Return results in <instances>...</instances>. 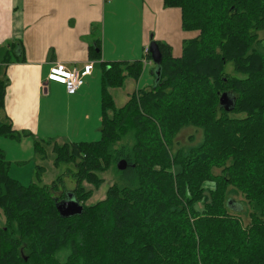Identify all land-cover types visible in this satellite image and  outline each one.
<instances>
[{
  "label": "trees",
  "instance_id": "obj_1",
  "mask_svg": "<svg viewBox=\"0 0 264 264\" xmlns=\"http://www.w3.org/2000/svg\"><path fill=\"white\" fill-rule=\"evenodd\" d=\"M160 1L179 11L187 37L179 55L155 40V84L117 106L110 89L137 82L151 53L104 61L97 38L87 51L101 66L100 139L32 136L36 154L73 166L80 214H59L68 193L53 196L56 182L12 177L0 147V264H264V0ZM22 50L21 40L0 46V136L14 140L31 135L4 111L6 70ZM223 94L233 100L228 110ZM188 128L201 132L199 141L177 144ZM120 159L127 165L119 179L86 204ZM234 195L243 197L247 223L230 210Z\"/></svg>",
  "mask_w": 264,
  "mask_h": 264
},
{
  "label": "crops",
  "instance_id": "obj_2",
  "mask_svg": "<svg viewBox=\"0 0 264 264\" xmlns=\"http://www.w3.org/2000/svg\"><path fill=\"white\" fill-rule=\"evenodd\" d=\"M132 1L138 2L135 9L140 17V26L139 30L135 29L137 35L134 37L133 46L122 45L107 48L106 9L107 5L111 6L113 0H0V27L5 28L6 33L5 37L0 40V46L5 41L21 40L22 56L26 59V63L22 64L19 69L22 82L7 86L5 95L6 116L16 129L31 133V135L20 136L18 141L48 134L43 126L49 122L54 123L50 116L51 109L47 120L45 118L42 120L44 101L66 98L77 104L81 97H84L75 123L91 120L92 114L85 109L89 98L91 105H86V107L90 111L93 110L95 113L96 106L100 107V83L96 82L99 74H95V71L96 64L100 69L101 66L99 62L88 58L87 51L88 46L95 42L97 35L94 26L99 23L104 27V38L101 37V58L104 61L145 60L144 48L150 45V41L155 40L169 44L175 55L180 54L182 39L187 36L180 28L179 11L175 8H164L160 0ZM127 7L132 11L133 5L128 4ZM112 20L114 17L109 15V22L111 23ZM169 29L176 33V36L182 37L181 42L177 43L179 47L173 48L172 42L166 39ZM88 61H93V70L91 74L84 77V83L76 93L68 94L64 86L56 83L47 89L46 73L55 62L64 63L70 68L74 65L82 67ZM145 62L143 75L138 81L127 82L129 92H125L127 96L125 98H128V93L141 85L146 69L152 63L149 59ZM9 66L6 72L13 67ZM14 72L12 68V74ZM100 120L98 109L95 124L100 123ZM98 131L100 132V126ZM67 136L70 137L69 130L65 137Z\"/></svg>",
  "mask_w": 264,
  "mask_h": 264
},
{
  "label": "rangeland",
  "instance_id": "obj_3",
  "mask_svg": "<svg viewBox=\"0 0 264 264\" xmlns=\"http://www.w3.org/2000/svg\"><path fill=\"white\" fill-rule=\"evenodd\" d=\"M136 3L138 4L137 1L134 2L132 0H113L111 6L107 5V22L105 24L107 48L122 45H127L129 47L133 46L134 37L137 35L135 29L139 30L140 26V17L136 13L135 9L137 5ZM128 4L133 5L132 11L128 9ZM109 15L114 17V20H112L111 23L109 22ZM94 30L97 35L95 39L100 38L101 40V37L104 38V27L101 23L94 26ZM167 31L168 38L166 39L172 42L173 48L179 47L177 43L181 42L182 37L176 36V33H174L171 29ZM152 33L154 34L153 31ZM5 35V28L0 27V40H2ZM258 36L263 39L264 44V30L258 32ZM7 42L8 41L3 42L1 46H5ZM16 49L18 50L17 46ZM12 60L13 63H11L10 66H13L12 68L15 72L12 74V68L6 72L5 77L8 79V86L15 83L20 84L22 82V76L19 69L22 64L26 63V59H24L18 51L12 55ZM143 65H146V62L143 63ZM154 67V62L147 67L139 88H151L155 84V78L152 73ZM226 71H232V65L230 63L226 65ZM95 72V74H99V77L94 74L95 77H98L96 82L100 83L101 69L97 64ZM46 82H48L47 89H50V87L56 83L47 80ZM127 82L133 83V80L127 79L122 88L110 89L117 106H121L127 100V98H125L127 97L125 92H129L127 89ZM84 99V97H81V100L77 104L75 101L68 100L66 98L44 101L42 120L43 118L47 120L49 110L51 109L52 112L50 113V116L55 125L50 122L47 125H44L43 128L48 134H46V136L38 135V137L44 139L54 138L59 143L69 139L70 141H96L100 139V132L98 131L100 123L97 122L95 124V116L98 114V109L100 111V107L96 106L95 113H93V110L90 111V109L86 107V105H91L90 98L86 102L85 109L92 114L91 120L88 122L75 123V119L78 115V109L82 107ZM68 130L70 137H67L69 139L65 137ZM189 135H192L195 139H189ZM200 137V131L188 128L182 130V132L177 136L176 142L177 144L179 143V145L185 146L189 143L192 144L199 141ZM0 147L4 151L6 159L10 162L9 174L17 179L22 185H29L32 182H36L39 185H51L53 182H56V185L52 187L51 192L53 196H57L59 198L63 197L61 196L63 192L70 194L75 187V181L71 173L73 166L65 163L55 165L53 162V156L49 155L43 158L41 155L36 154L33 148V138H23L22 141H18L0 136ZM37 166H40L41 168L39 169ZM100 176L103 178V182L98 189L94 190L92 195L86 201V204H93L103 199L106 189L119 179L120 174L116 164H113L102 172ZM68 198L69 195L63 200ZM230 210L238 214L244 223L249 221L243 204V197L241 195H234L230 199ZM2 223L3 218L0 217V225H2Z\"/></svg>",
  "mask_w": 264,
  "mask_h": 264
},
{
  "label": "built area",
  "instance_id": "obj_4",
  "mask_svg": "<svg viewBox=\"0 0 264 264\" xmlns=\"http://www.w3.org/2000/svg\"><path fill=\"white\" fill-rule=\"evenodd\" d=\"M148 48H144V53ZM93 70V61H88L82 67L76 65L67 67L64 63L55 62L46 76L47 81L62 84L68 94L76 93L84 83V77L91 74Z\"/></svg>",
  "mask_w": 264,
  "mask_h": 264
},
{
  "label": "water",
  "instance_id": "obj_5",
  "mask_svg": "<svg viewBox=\"0 0 264 264\" xmlns=\"http://www.w3.org/2000/svg\"><path fill=\"white\" fill-rule=\"evenodd\" d=\"M148 49L151 53L152 62L158 64L161 61V52L159 47L155 41H152L148 46ZM220 103L224 105V107L228 110L232 107L233 100L232 97L228 94H223L220 98ZM126 161L124 159H120L117 163L118 170H124L126 168ZM68 199L61 200L57 204V210L59 214L63 217H68L76 214H80L82 212V205L76 201L70 194ZM68 197V196H67Z\"/></svg>",
  "mask_w": 264,
  "mask_h": 264
}]
</instances>
